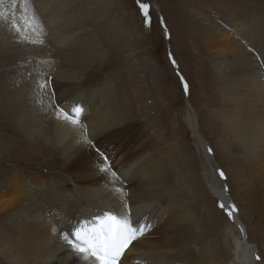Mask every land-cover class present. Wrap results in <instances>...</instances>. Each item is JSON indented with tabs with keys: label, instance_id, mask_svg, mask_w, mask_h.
Returning a JSON list of instances; mask_svg holds the SVG:
<instances>
[{
	"label": "rangeland",
	"instance_id": "obj_1",
	"mask_svg": "<svg viewBox=\"0 0 264 264\" xmlns=\"http://www.w3.org/2000/svg\"><path fill=\"white\" fill-rule=\"evenodd\" d=\"M59 2L57 15L60 16L63 4L65 15L60 30L65 31V25L74 20L73 27L67 30L77 38L73 41L84 43L85 48H76L72 42L61 50L53 48L52 52L70 57L80 54L85 67L70 68L69 63V71L55 78L30 51L16 49L6 38L9 33L4 32V36L0 33V42L5 38L8 40L7 48L0 45V135L12 143L10 147H0V197L8 169L12 175L18 172L59 183V187L69 185L63 190L68 195L74 193V184L85 188L95 182L94 177L102 170H108L109 174L99 179H103L99 185L112 181L120 166L138 162V157H148L146 166L167 181L169 193H174L180 211L189 209L190 212L191 207L196 217L212 231L210 239H220L221 264H244L237 244L240 239L241 242L246 240L244 229L249 241L251 239L249 245L256 249L251 246L254 253L253 258L249 253L248 263L255 259L253 264H264L263 192L258 186L259 181H254L247 171V176L243 175L246 167H242V151L237 147L232 131L223 126L220 104L229 103L233 80L228 69H218L221 58L215 55L213 46L208 45L212 34L234 30L230 23L234 22L236 13L255 17L262 26L256 29L264 39V0H0V15L5 16L2 20L0 16V22H4L1 26L3 29L12 27L15 21L10 25L9 21L18 18V31H33L26 25V20L36 21L40 12L44 16L55 10ZM76 21L79 25H74ZM41 26L43 32L48 31L49 27ZM12 35L13 39L24 41ZM27 37L29 41L24 43L36 44L30 40L29 34ZM251 37L256 39L258 35L252 32ZM242 39L238 38L239 43ZM243 45L245 53H249V45ZM58 58L57 67L60 69L63 60L70 59ZM229 63L236 65L239 62ZM37 68L39 72L35 74ZM40 72L45 77L43 90L48 76L51 79L48 89L45 88L47 91H43V96L51 94L50 108H60L67 117L74 118L71 113L67 114L64 104L75 98L78 90H83L81 93L85 98L90 97L91 109L95 108L98 99L101 100V94H95L97 89L110 90L107 94L102 89L108 105L101 110H110L107 106H112L111 112L106 114L109 121L114 114L112 129L101 140L99 137L92 141L89 138L92 149L79 156L74 165L67 164L60 147L39 140L32 144L15 123V110L11 107L9 95L29 94L30 85L41 82ZM11 78L15 79V94L5 95L7 90L12 91ZM223 85L227 87L222 89ZM93 119L94 115L88 116L82 123ZM207 154L211 158L209 162ZM157 160L158 163H154ZM216 188H224L242 223H237L227 206L221 204ZM167 194L166 191L165 196ZM163 199L167 198L158 197L155 201L160 200L159 205H164ZM81 204L87 206L85 202ZM105 208L110 209V206ZM107 213L105 211V216ZM148 214L143 219L148 218ZM92 217H83L85 228L95 225L91 226V223L97 218ZM85 228L76 226L72 231V236L80 237L83 244L91 237L87 236L89 232ZM135 228H141L140 221L135 222ZM190 243L196 249L202 248L196 240ZM134 246L137 247L136 243ZM5 255L0 247V264H11Z\"/></svg>",
	"mask_w": 264,
	"mask_h": 264
},
{
	"label": "bare ground",
	"instance_id": "obj_2",
	"mask_svg": "<svg viewBox=\"0 0 264 264\" xmlns=\"http://www.w3.org/2000/svg\"><path fill=\"white\" fill-rule=\"evenodd\" d=\"M59 4L61 3L56 4V9L45 13L44 16L40 12L36 21L30 18L26 20L28 22L26 25L33 28V31H18L16 29L18 18L16 20L11 18L9 25L12 21H15V24L7 29H3L1 25L4 22H0L1 35L4 36V32L9 33L10 36L6 38L11 40L9 42L13 43L16 49L30 51L35 58L38 57L37 59L42 61V66L47 68V71L50 70L48 73L54 74L55 78L69 71L67 68L69 63L70 68L77 65L78 67L86 66L80 54H78L80 57H70L59 52H57L59 54L52 52L53 48L61 50L72 42L76 48H85L84 43L73 41L77 38H74L70 30H67L73 27L74 20L71 23L66 21V30H60L64 24L60 22L65 20V15H63L64 4L60 16L57 15ZM3 17L5 16L2 15L1 20L4 19ZM51 17H53L52 21ZM43 24L49 27L48 31H42ZM75 24L79 25V22L76 21ZM230 24L234 29L230 33L217 32L209 36L208 40V45L211 44L215 49V55L221 58L218 69L221 71L223 68L228 69L227 72L233 80L229 103L220 104L219 112L225 130L232 131L237 147L242 151V167H246L243 175L246 177L245 171H247V174L254 177V181H259L258 186L263 192L264 203V65L262 66L264 39L256 29L262 26L255 17L239 16L237 13L234 22ZM210 30L216 32L213 29ZM252 32L258 35L256 39H252ZM12 34L24 41L13 39ZM28 34L30 40L36 44L24 43L29 41ZM6 38L0 42V45L5 48L8 42ZM238 38H247L249 41L245 42L242 39L239 43ZM243 44L249 45L247 50H251L249 52L251 56H245L249 53H245ZM61 56L70 59L63 60L64 63L60 69L57 66L59 65L58 57L61 58ZM235 60L239 63L236 65L229 63ZM38 72L39 69L35 74ZM43 74L40 77L41 82L36 81L30 85L29 94H15L13 90L15 79L11 78L12 91L7 90L5 95L15 94L14 97L9 95V100L12 102V109L15 110L14 120L20 132L26 135L32 144L39 140L46 145L60 147L62 157L67 164L74 165L79 156L92 149L89 138L91 141L97 137L101 140L112 129L111 119L114 114L110 116V121L106 116L111 112L112 106H107L110 110H101L108 105V102L103 99L105 96L103 90L107 94H110V90L109 88L108 90L97 89L98 93L95 94H101L99 96L101 100L98 99L94 109H91L93 106H91L90 97L85 98V95L81 93L83 90H78L76 92L78 95L64 104L67 114L71 113L74 118L67 117L60 108H50L51 94L43 96V91L46 90L45 88L48 89L51 80L48 76L43 90L42 81L45 82ZM225 87L227 86H221L222 89ZM219 98L222 99V97ZM93 115V121L82 123L83 119ZM0 138L1 149L11 146V141L5 140L1 135ZM203 147L205 149L204 145ZM210 159L207 154L208 162ZM137 160L138 162H132L129 166L117 168L116 174H113L115 178L107 184L99 185L103 180L99 179L109 174L108 170H102L98 176L94 177L95 182L85 188H79L74 184V193L69 192L68 195L64 194L63 190L69 185L59 187V183L46 182L39 176L27 177L17 171L12 175L13 172L8 169L5 185L1 186L5 188H1L0 197V247L9 262L11 264H221L223 255L220 239H210L212 231L206 227L205 222L202 223L203 221L196 217L191 207L190 212L189 209L180 211L181 207L174 193H169L167 181L158 172L146 166L149 163L148 157H138ZM154 163H158V160ZM166 191L167 196H165ZM216 192L221 204L231 208L228 206L231 205L230 198L224 188H216ZM158 197H166L167 199H163L166 203L159 205L160 200L155 201ZM149 201L153 203L149 204ZM82 202H85L87 206L83 207ZM106 206H110V209L105 208ZM105 211L108 212L106 216ZM147 214L148 218L143 219ZM230 214L236 218L237 223L242 221L236 212L234 214L231 211ZM92 216L100 220L98 223L97 219L93 221L91 223V226L95 224L93 228L89 226L87 229L82 223L83 217ZM261 216H264V211L261 212ZM136 221H140L139 230L135 228ZM117 224L125 225L133 240L122 257L112 259L110 253H102L99 249L103 244L102 236L111 237ZM76 226L78 229L85 228V231L89 232L87 236L91 235L85 244L81 242L80 237L72 236V229ZM195 227H197L196 232L193 231ZM244 233L246 240L243 242L240 241L242 239L239 240V251L242 252L244 264H253L255 259L249 260V263L247 259L249 253L250 258H253L251 256L254 249L249 245L251 239L249 241L245 229ZM95 240L98 241L97 251L92 253L86 246L89 242L94 244ZM194 240L202 244V248L196 249L191 246L190 241ZM135 243L137 247L134 246Z\"/></svg>",
	"mask_w": 264,
	"mask_h": 264
}]
</instances>
